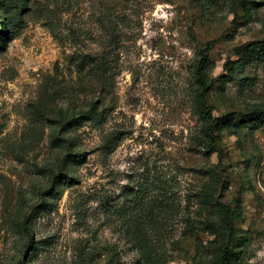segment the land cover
<instances>
[{
  "label": "rangeland",
  "instance_id": "374dc122",
  "mask_svg": "<svg viewBox=\"0 0 264 264\" xmlns=\"http://www.w3.org/2000/svg\"><path fill=\"white\" fill-rule=\"evenodd\" d=\"M2 21L0 264H264V61L243 55L264 0H0Z\"/></svg>",
  "mask_w": 264,
  "mask_h": 264
},
{
  "label": "trees",
  "instance_id": "16d2710c",
  "mask_svg": "<svg viewBox=\"0 0 264 264\" xmlns=\"http://www.w3.org/2000/svg\"><path fill=\"white\" fill-rule=\"evenodd\" d=\"M0 27L3 30H0V44H3L4 42V33L7 32L6 30V22L2 21L0 23ZM201 58L198 60L196 64V71H195V82H196V90L194 93V99L195 102L200 104L201 107L199 109V115L200 119L203 123V133L205 138L207 139V142L211 144L215 138V131L213 128V121L211 111L209 108L205 105L206 95L209 93L211 87H212V81L208 76L207 73V54L204 53V51H200ZM244 58H247V60H258V61H264V39L250 42L246 45L244 49ZM242 65V59L231 61L227 60L224 64V67L226 70H235L241 68ZM96 109L95 107L91 106L90 109L81 111L78 115V119L82 118H94L96 115ZM98 115V113H97ZM259 116L263 117V113L261 112H254L251 114V116ZM97 117V116H96ZM75 119H63L59 124L61 125L60 130H64V128H71L72 125H74ZM64 141L68 142V145H72L73 140L69 137L64 138ZM69 152L63 157L62 163L65 168V172L63 173L62 179H60L59 184L66 183L69 181L74 180L73 175L68 171L70 166L73 164H79L84 154L82 152H73V150L68 149ZM221 215H222V227L220 228V234L223 236V238L227 239L230 236L231 232V225L233 223V219L229 217V212L226 208L221 207L220 208ZM225 253V250L223 251ZM226 258V255H224Z\"/></svg>",
  "mask_w": 264,
  "mask_h": 264
}]
</instances>
